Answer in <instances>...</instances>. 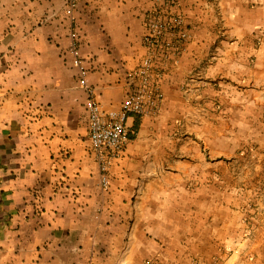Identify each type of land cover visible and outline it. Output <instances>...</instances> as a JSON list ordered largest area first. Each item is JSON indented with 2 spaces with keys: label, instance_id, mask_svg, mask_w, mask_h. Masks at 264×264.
I'll return each mask as SVG.
<instances>
[{
  "label": "crops",
  "instance_id": "1",
  "mask_svg": "<svg viewBox=\"0 0 264 264\" xmlns=\"http://www.w3.org/2000/svg\"><path fill=\"white\" fill-rule=\"evenodd\" d=\"M157 3L79 1L81 52L105 110L121 105ZM64 6L0 0V264H264V202L242 222L220 191L238 169L221 155L264 136V0H180L189 37L157 67L160 106L128 118L106 190ZM259 168L252 180L264 186Z\"/></svg>",
  "mask_w": 264,
  "mask_h": 264
},
{
  "label": "built area",
  "instance_id": "2",
  "mask_svg": "<svg viewBox=\"0 0 264 264\" xmlns=\"http://www.w3.org/2000/svg\"><path fill=\"white\" fill-rule=\"evenodd\" d=\"M145 53L137 65L126 72V91L117 109L105 110L95 97L88 81L89 68L81 54L80 43L73 32L68 53L77 70L78 84L87 92L90 147L99 163L100 184L109 185V168L124 151L130 139L129 117L153 113L163 100L157 67L178 54L189 37V28L180 11V0H158L144 15ZM147 264H154L148 259Z\"/></svg>",
  "mask_w": 264,
  "mask_h": 264
},
{
  "label": "rangeland",
  "instance_id": "3",
  "mask_svg": "<svg viewBox=\"0 0 264 264\" xmlns=\"http://www.w3.org/2000/svg\"><path fill=\"white\" fill-rule=\"evenodd\" d=\"M79 1L80 0H64L65 6L63 12L68 20L67 25L69 28L70 42L72 38L71 34L74 32L76 34V37L80 43V48L82 50V46H83V41L81 40L82 35L75 14L76 9L78 8ZM146 12H144L143 14V24H144V15ZM66 54H68L71 61V57L68 51H66ZM255 125L257 126V124ZM239 140L241 141V144H244V146L242 148H237L236 155L235 154L221 155V162L227 164L230 162L237 163L238 165L237 184L236 186L228 187V184H224L222 182L220 191H221L222 200L225 203H228L229 201L236 202V210L238 216L241 218L240 221L243 222V221H248L246 219H249L250 217L249 215L251 216L256 215L255 214L256 210L262 207L261 204L264 202V186H260L259 184L256 185L254 183L256 181H253L254 178L255 179L260 178V173H262L261 172L262 169L259 168V170L257 171L251 169V165L264 164V136L252 137V138H248L247 140L243 138H239ZM202 149L208 150L209 148H202ZM246 168H249V170H247ZM256 172L259 174H256ZM262 177L264 178V176ZM206 190L211 191V188H207ZM262 208L264 209V207ZM7 217L8 215L6 213H2L0 218V224L5 223L7 221Z\"/></svg>",
  "mask_w": 264,
  "mask_h": 264
},
{
  "label": "trees",
  "instance_id": "4",
  "mask_svg": "<svg viewBox=\"0 0 264 264\" xmlns=\"http://www.w3.org/2000/svg\"><path fill=\"white\" fill-rule=\"evenodd\" d=\"M2 191V190H1ZM0 193H2V192H0ZM1 200H0V218H1V215H2V213H3V209H2V206H1Z\"/></svg>",
  "mask_w": 264,
  "mask_h": 264
}]
</instances>
